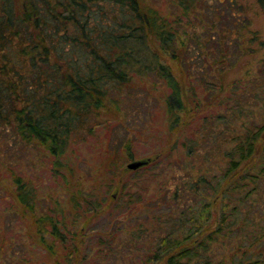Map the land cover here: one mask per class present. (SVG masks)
I'll return each mask as SVG.
<instances>
[{
	"label": "trees",
	"instance_id": "1",
	"mask_svg": "<svg viewBox=\"0 0 264 264\" xmlns=\"http://www.w3.org/2000/svg\"><path fill=\"white\" fill-rule=\"evenodd\" d=\"M160 1L0 0V201H13L3 210L9 222L0 232L13 224L27 227L15 236L18 252L29 251L21 246L32 230L30 239L47 256L54 259L61 251L65 264H82L87 234L65 229L68 210L38 212L36 188L5 161L10 148L43 147L55 167H62L76 135L90 132L92 121L101 124L115 93L146 88L151 79L149 84L168 90L163 109L170 129L185 126L201 114V100L190 105L196 89L186 94L173 71L171 60L180 47L181 60L195 72L192 84L200 79L222 91L220 103L227 107L199 120L201 136L188 141L187 157L202 152L211 160V145H202L219 141L223 164L198 178L190 171V179L174 190L172 200L182 209L167 204L162 223L172 228L157 238L142 264H264V38L249 16L255 6L264 17V0H163L171 8L158 6ZM239 64L245 72L225 83ZM139 168L132 172L140 174ZM109 170L111 179L127 172L114 160ZM71 192L72 225L102 212L92 192ZM122 193L131 197L123 185ZM0 243L5 244L1 235ZM9 244L10 252L14 243ZM21 260L27 264L26 257ZM58 261L53 264H63Z\"/></svg>",
	"mask_w": 264,
	"mask_h": 264
},
{
	"label": "rangeland",
	"instance_id": "2",
	"mask_svg": "<svg viewBox=\"0 0 264 264\" xmlns=\"http://www.w3.org/2000/svg\"><path fill=\"white\" fill-rule=\"evenodd\" d=\"M158 6L171 8L170 3L163 0ZM249 16L254 18L255 28L264 38V17L258 8L254 6ZM197 31L201 36L200 31ZM177 49V60H171L173 71L181 81L186 94L192 92V88L196 89V95L188 97L190 105L195 107V101L201 100V110L198 109L197 112L201 114L189 118L185 126L170 129L163 109L164 95L168 90L159 82L149 84L154 80L151 79L146 88L137 87L134 83L133 85H136L134 89L124 88L121 94L115 93V97L103 108L99 119L101 124L92 121L90 132L83 131L76 135L68 154L63 158L65 164L62 167H55V158L49 157L43 147L13 145L9 150L11 157L6 156L5 161H9L17 172H22L25 179L36 188L39 213L42 212V207L46 210L52 208H61L65 212L68 210V216L62 218L67 223L65 229L76 233L86 232V241L82 246L87 249V260L82 264L148 263L150 258L146 256L147 250L159 236H163L172 228L171 224L162 223L166 218L165 212H168L167 204L176 205L179 211L182 209L172 200L174 190L181 187L182 182L190 179V171H194L193 176L198 178L205 169L216 172L223 164L219 141L217 145L214 144L215 146L212 145V141L208 145H202L204 147L211 145L209 148L213 153L211 160L203 157L206 153L202 152L187 157L191 154L186 144L191 139H198L201 136L196 135V132H200L199 120L208 113L216 115L220 111L227 112V107L220 103L222 91L209 89L200 79L198 84L197 82L192 84L191 75L195 72H191L181 60L185 53L183 49L180 47ZM260 55H264V49L260 51ZM241 65L234 66V70L224 76L225 83L233 80L238 72L240 75L245 72ZM256 66L258 65H254ZM141 105H147L145 108L148 112H144ZM169 152L173 154L170 156ZM158 154L162 163L156 162ZM112 160L116 161L117 166H123V171L127 172L111 179L112 171L109 170V165ZM139 160H147L154 165L147 163L146 166H142L137 171L140 174L132 172L133 169L124 170L129 163ZM122 185L128 188L131 197L130 194L123 196ZM75 188L92 192L94 195L91 199H94L96 205H101L102 212L91 220L89 215L82 216L76 225H72L70 194L76 190ZM137 191H141L140 198L137 197ZM4 198L6 199L3 202L0 201L2 227L9 222L8 215L3 212L4 208L10 203L13 206L10 197ZM164 199L166 202L160 206L156 205L157 200ZM158 214L162 215L159 218L161 224L157 222ZM141 228L144 229L142 232ZM19 229L24 232L27 227L13 224L11 230L0 232L5 242L4 245L0 243V264H21L24 257L28 259L27 264H53L56 258H59V263L65 264L61 251L53 256L54 259L50 258L30 239L34 234L32 230L30 234L24 236L21 246L29 251H25L24 254L18 252L20 248L18 249L16 244L20 241L16 242L15 236L21 232H17ZM138 235H141V238L137 239ZM10 242L14 243V246L12 249L9 248L11 250L9 252L6 250ZM56 242V247L61 246L60 242ZM105 243L107 245H104ZM74 244H77V239Z\"/></svg>",
	"mask_w": 264,
	"mask_h": 264
},
{
	"label": "water",
	"instance_id": "3",
	"mask_svg": "<svg viewBox=\"0 0 264 264\" xmlns=\"http://www.w3.org/2000/svg\"><path fill=\"white\" fill-rule=\"evenodd\" d=\"M145 163H146V161H144V160H139V161H135V162L129 163L127 167H128L129 169H133V170H135V169H137V168L143 166Z\"/></svg>",
	"mask_w": 264,
	"mask_h": 264
}]
</instances>
